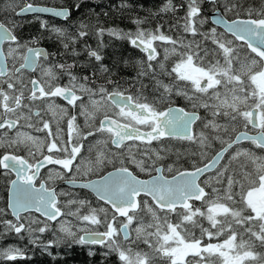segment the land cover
Here are the masks:
<instances>
[{"label": "snow or ice", "instance_id": "snow-or-ice-1", "mask_svg": "<svg viewBox=\"0 0 264 264\" xmlns=\"http://www.w3.org/2000/svg\"><path fill=\"white\" fill-rule=\"evenodd\" d=\"M185 4L183 32L191 33L193 37L188 41L183 36L173 39L165 35L161 26L146 30L141 27L146 22L141 18L132 20L137 26L134 32L100 26L95 33H90L86 22H76L75 13L81 9L79 0H69L60 10L32 4L22 7L17 15L52 13L69 22L67 27H57L41 20L42 31L28 42L0 21V44L8 41L15 46L9 47V55L19 48H26L30 54L23 57L25 64L22 67L36 65L41 57L48 63L41 72L45 81L30 80V95L25 97L27 86L19 77L13 81L8 76L2 62L3 50L0 49V78L8 77L0 79V130H3L0 131V148L13 150L0 153V168L5 170L0 175L15 172V178L9 181L11 195L6 206L0 207V242L10 234H15L19 240L27 238L29 244L40 247L53 261L66 259L65 254L53 251L64 243L69 249L73 245L86 247L89 259L96 252L88 246H100L105 249L101 253L105 259L115 255L119 264H157L158 261L163 264H209L213 256L219 264H264V201L259 198V194L264 193V0L259 9L251 5L245 7L244 0H185ZM120 7L131 8V5L122 0ZM2 10L15 12L11 0ZM160 11H176V8L172 0H168ZM217 13L219 18L215 23L224 24L226 31L217 33L214 27L202 31L208 17ZM229 13L234 18L226 21L225 16ZM103 14L107 15V12ZM73 27L75 30L70 31ZM44 32L48 36H44ZM105 33L126 39L131 46L145 53L146 60L138 63H146L149 70L153 69L151 62L158 56L156 41L170 44L172 52L179 44L183 49L178 54L179 62L171 70H167L162 61H158L157 66L168 76L190 82V85L176 88L174 84L155 80V88L160 93L157 99L169 105L175 95L183 98L192 110L171 106L164 110L149 102L142 93L126 95L119 90V83L110 78L112 73L103 63L91 76H78L71 71L75 64L61 63L55 59L56 53L28 46L29 43L39 44L42 39H54L64 50L60 56L65 53L78 56L80 53L75 45L94 34L98 40L97 49L85 43L84 50L90 58L101 62L103 56L99 49ZM201 41H210L214 47H202ZM238 41L243 43L237 44ZM247 49L250 53L246 52ZM169 51L165 48L164 61L168 59ZM210 53L217 58L205 66L203 60ZM195 61H199L200 66H196ZM98 72L107 74L106 83H96L100 78ZM147 74L142 70L138 76ZM64 75L68 76V83L61 85ZM24 99L45 102V111L51 113L56 122L55 133L39 111L35 116L40 126L31 123V109L23 103ZM58 99L66 101L67 106L61 107L56 102ZM109 102L119 109L116 116L126 122L111 119L107 114L103 119L96 118L99 109ZM25 109H28L27 113ZM197 109L204 110L206 115L201 117ZM57 117L63 119V127ZM81 117L86 126L95 121L94 130L89 127L85 134L78 122ZM21 120L25 121L23 125L19 124ZM220 120L225 123L221 124ZM238 120H242L245 127L250 124L252 128L260 129L259 134L240 133L225 141L222 134L228 132L227 123ZM140 126L148 130L142 131ZM23 127L44 132L45 139L20 131ZM10 131H14V136L9 135ZM103 134L107 137L101 138ZM171 138L200 148L199 152L190 153L188 168L174 172L172 165L158 163L167 158L170 149L164 141ZM215 140L220 141L221 149L208 157L206 149ZM243 140L250 141L255 149L242 146ZM153 142H157L156 147L152 146ZM22 146L27 156L14 154ZM111 146H115L114 149ZM245 160L254 164V173L244 170L248 169ZM236 161L242 170L234 167ZM49 165L59 167L48 168L42 176V168ZM136 170L151 178H139ZM165 171L172 173L171 179L167 178ZM93 176L97 178L92 179ZM77 177L88 179L78 183ZM57 180L81 190H90L95 199L103 203L94 207L89 200L79 198V192L61 190L58 193L48 186L49 181ZM237 186L241 190L238 201ZM250 192L257 193V196H251ZM142 195L145 198L140 199ZM58 196L67 197L64 206L69 211L64 212L58 206ZM194 201H200L201 206H195ZM74 205L77 207L72 210ZM83 207H88L87 214L81 213ZM33 210L46 217V221L22 219V213ZM137 210L150 214L152 222L137 218ZM117 214L122 219L118 220ZM170 214H175L176 223L169 222ZM8 215L15 219H6ZM69 217L75 218L76 223ZM196 217L206 218L209 222V228L199 225V238L187 228V225L198 224ZM53 221L58 226L55 229L51 226ZM88 225L97 227L90 229ZM98 226H103L104 230L100 231ZM130 229L135 232L132 242L139 240L147 251L133 252L122 246L121 234L123 241H130ZM225 230L223 243L211 242L214 236L219 237ZM46 232L53 236L47 242L42 239ZM58 232L63 236H58ZM153 236L155 243L151 240ZM204 236L208 238L207 243L203 242ZM19 258L28 257L18 246L0 248V260Z\"/></svg>", "mask_w": 264, "mask_h": 264}, {"label": "flooded vegetation", "instance_id": "flooded-vegetation-1", "mask_svg": "<svg viewBox=\"0 0 264 264\" xmlns=\"http://www.w3.org/2000/svg\"><path fill=\"white\" fill-rule=\"evenodd\" d=\"M106 3V5H104L105 7H107L108 13L106 16H110V19H114L115 17L119 20H122L125 24L122 26L123 28H118L121 29L125 32L128 31H132L134 32L136 30V25L132 23L133 19L136 18H141L143 19L144 17L142 16V14L145 12V8H146V4H151L154 7H156V17L154 18V21L156 23H158L160 21V16H161V7H163L165 4H167L168 0H126V3L131 5V8H121L120 5L122 3V0H105L103 1ZM6 3H8V0H0V21H3L6 26L14 31L15 35H17L19 38H21L23 41L28 42L30 41L33 37L37 36L40 32L34 31V26H37L36 24H40L41 20H46L49 22L50 25H54L57 27H67L68 26V21H65L63 18H59V17H55V16H51V15H42V14H27V15H17L16 13L20 12V9L22 7L27 6L28 4H33V5H41V6H49V7H57V8H62L63 6L60 5L61 2L60 1H56L55 3H51V1H45V2H41L39 0H11V7L15 8V12L9 10V11H3V7L6 5ZM100 1L98 2L97 0H93L92 1V12L95 14L93 17H91L92 21H96L98 19L97 17V12H98V5H99ZM172 3L174 5V7L176 8V11H170V12H177L178 9L182 8L181 5L185 4V0H172ZM82 4V2H81ZM110 6V8H109ZM151 7V6H149ZM260 6H255L254 9H259ZM83 8H81L79 10V14L83 13ZM155 9V8H154ZM184 11L186 13V9L184 8ZM139 15V16H138ZM35 17H39L40 19H35ZM143 17V18H142ZM234 18V17H233ZM253 18H259L254 16ZM173 19V17H172ZM77 22L82 20V17L79 15L76 17ZM209 22L212 24L210 16L208 17L207 21H206V26L203 29H207L209 27ZM39 27V26H38ZM98 27H100L98 25V20L94 23L91 22V27H90V33H95L98 30ZM141 27L144 28L143 25H141ZM110 28V27H108ZM219 28V27H218ZM221 29V28H219ZM74 27L72 29H70V31H74ZM148 30V29H147ZM44 36H48L47 32L43 33ZM87 44L89 46H91L92 49H97L98 47V40L97 37L92 34L89 36H86L83 38V40H81L79 43H77L75 45L76 50L80 53L78 56H72L69 53H65L64 56H60L59 53L61 51H64L61 46L59 45V43L55 42V40H49V39H42L39 44H33V43H29L28 46L29 47H40L43 48L44 50H46L49 53H56L55 59L61 63H66V64H75V66L71 69V71L75 74H77L78 76H91V73L94 70H97L99 67L100 63H103V65L107 68L110 69L112 75H111V79L114 82H118L121 91H124L126 95H132V96H138L140 93L143 94V96H146L148 98L149 102H153L155 103L157 108H163L162 104L160 103V101L157 99V97H159L160 93L157 90H152L151 87L148 88H144L142 86L143 81H138L136 80L135 82H132L129 79V61H130V57L129 56L131 53L133 55H136V57H141L140 59H138V61H142L146 54L143 53L142 51H140L139 49L133 47L130 45L129 41L126 39H119L117 37H113V36H109L107 33H105V35L102 38V47L99 49L100 54L103 56V60L101 62H97L95 61L94 58H90L88 56L87 51L84 50V44ZM13 47L15 48L14 45H11V42L5 41L2 44H0V49L3 50V65L6 69V72L8 73V76H10L13 81L16 80L17 77H19L23 84L26 85L27 87L24 89V96L28 97L30 95V92L28 91V89L31 88V84H30V80L32 79H39L42 83L45 81V77H43L41 75L42 69L48 66V63L43 59V57H41L40 59L37 60L36 65L34 66H24L22 67V65L25 64V61L23 59L24 56H29L30 54L27 52L26 48H19L16 49L15 51L12 52L11 55H9L8 53V49L9 47ZM157 49V48H156ZM158 53V51H157ZM118 55L121 54L122 55V63H113L112 59H105L104 57L110 56L111 55ZM50 59H52V57H50ZM158 61H160L158 59ZM158 61H155V63L153 64V68H155V70L157 71V76L159 75V67L157 66ZM152 63V62H151ZM137 66H139L140 70L143 69H147V64L145 63L144 65H141L139 63H137ZM17 69H19V71H17ZM149 70V69H147ZM100 78L96 81L97 84H102V83H106L105 81V76L107 74H103L101 75L99 72L97 73ZM8 77H3L0 79H7ZM68 76L64 75L61 77L60 80V84L61 85H66L68 83ZM111 87V86H109ZM11 91V90H9ZM79 94V91H78ZM174 99H180V102H184L185 100L181 99V97H177L175 95H173ZM61 107H66L67 106V102L63 101L62 99H58L56 101ZM178 102V101H177ZM24 104H27L29 106V108L31 109V113H32V117H31V123L36 124V126H40L37 122V118L35 116V113L37 111L41 112L42 118L45 120H48L51 124V128H52V132L55 133L56 131V122L55 119L52 118L51 113L46 112V104L43 100H37V101H29L28 99H24L23 101ZM103 103V102H102ZM168 106H181L184 107L182 105L179 104H171ZM164 110L167 109L163 108ZM185 109L187 111H191L190 108H186ZM0 111H2V109H0ZM25 113H27L28 109L24 110ZM119 109H116L110 102L107 104H104V106L102 108L99 109V111L96 113V118L97 119H103L104 115L107 114L111 119H120L121 123H124L126 121H124L123 119H121L120 117L116 116V112H118ZM197 113L201 116L204 117L206 115V113L198 112ZM14 118V117H11ZM56 119H60L59 117H57ZM81 126H82V130L85 132H87L88 128L91 127L93 130L95 128V121L92 122L91 125L86 126L84 125V121H83V117H81L78 121ZM25 123L24 120H21L19 122L20 125H23ZM199 121L197 122V125H199ZM60 124L63 127V119H60ZM19 127V125H18ZM142 131H146L148 129L144 128L143 126H140ZM239 131L236 133H233L232 135H230L228 138H224L225 141L229 140L231 137H234L235 135H237L239 132L241 131H248L251 134H257L259 133L260 129L258 128H252V126L249 124L247 127L244 126V124H240L239 126ZM243 127V128H242ZM242 128V129H241ZM194 129H197V126L194 125ZM3 131V130H0ZM20 131H24V132H28L34 136L39 137L40 139H45V133L44 132H35L33 129H29L27 127H23L20 128ZM14 131H10L9 135H13L14 136ZM107 134H103L101 136V138H106ZM50 139V138H49ZM89 140H91L92 138L89 137ZM176 138H171V139H166L164 141V144L169 148V149H178V146H174L171 144H166L168 141L171 140H175ZM180 141V140H178ZM186 142V141H185ZM84 143H87L86 141ZM126 143H131V142H126ZM139 143V142H137ZM242 146L244 147H250L255 149V145H252L250 141H245L241 143ZM153 147L157 146V142H153ZM113 149L115 146H111ZM182 149H185L186 151H188V153L184 154L183 152H181L179 154V156L177 155L178 153H171L169 157H167L165 160L158 162L161 166L163 165H172L173 166V171L175 172L177 169H186L188 168V164L191 163L190 160V153H192L193 151L199 152L200 148L197 145L194 144H189V145H184ZM221 149V144L220 142H217L216 144L211 145V147L206 149L207 152V156L208 157H212L214 155V153L218 150ZM35 151V149H33ZM9 152H13L12 149H5V148H0V153H9ZM172 152V151H171ZM258 153V150H257ZM14 154H19V155H25L27 156V152L26 150L23 148V146L17 150ZM259 154V153H258ZM139 155V154H138ZM185 160H188V163H185ZM175 162V163H174ZM51 167H59V166H51L49 165L47 168H42L41 170V175H45L48 171V168ZM234 167H237L238 170V163L235 162L234 163ZM111 170V169H109ZM5 170L0 168V173H3ZM136 174H138V176L140 178H149L150 176H148L145 173L139 172L138 170H136ZM153 174H157V173H153ZM165 175L167 177H172V173H169L167 171H165ZM2 178V182H3V188L2 190H0V198L2 200V206L5 207L6 206V202L9 199V190H10V183L9 181L11 179L15 178V173L14 172H9L8 176H3L0 175V179ZM92 179H96L97 177L93 176L91 177ZM88 179V177H77V181L78 183L80 182H84ZM42 182V181H40ZM1 183V181H0ZM39 186V182L37 183V187ZM48 186L55 188L57 190V192L59 193L61 190H65V191H71L73 193L79 192L80 193V197L79 198H84L89 200L92 203V206H98V204H101L103 202H98L95 197L94 194L91 193L90 190H81L79 189L77 186L75 185H68L66 183H64L63 181H49L48 182ZM240 187L237 186L235 188V193L236 195V199L237 201L239 200V193H240ZM253 192H250L249 194L251 195ZM145 197H143V195L141 196L140 199H143ZM67 199V197H63V196H58V200H59V205L62 209V211L66 212V207L64 206V202ZM150 201V198H148ZM63 200V201H62ZM264 201V200H263ZM151 202V201H150ZM195 204V206L200 207L201 206V202L200 201H194L193 202ZM73 208H76L77 206H72ZM110 207V206H109ZM88 209V207H83L81 208L82 211ZM202 210H204L202 208ZM10 209H8V212L10 213ZM114 211V210H112ZM177 211L179 212L180 209L179 207L177 208ZM142 211L137 210V215H139ZM36 214V215H35ZM109 215H111V212L109 213ZM11 216V215H8ZM27 216H35L38 218H44L41 216L40 213H36L35 211L29 212V213H24L23 215H21L22 219H25V217ZM170 216H175V214H170ZM12 217V216H11ZM118 217V214H117ZM139 217V216H137ZM14 218V217H13ZM175 218H177L175 216ZM15 219V218H14ZM46 219V218H45ZM122 219L118 217V220ZM218 219H221L220 217ZM201 221H203V227H209V223H207L206 221H204V218L201 217ZM54 222H51V224ZM91 228H94V226L92 227V225H90ZM193 226V225H192ZM197 226V225H196ZM193 226V231L195 233L197 232V227ZM97 227V226H95ZM100 231H103L104 228L103 226H98ZM134 228V226H133ZM213 231H215V229H213ZM226 231L225 233L220 235L219 237H213L212 239V243L214 242H221L226 238ZM134 230L130 229V241L125 242L122 239V234H121V242H125L126 244H131L132 240H134L135 237L133 234ZM242 235V233H241ZM204 241L207 243L208 242V238L207 236H204ZM239 239V236H238ZM245 239H247L245 237ZM132 246V245H131ZM92 247H96V246H92ZM157 264H163L162 261H158Z\"/></svg>", "mask_w": 264, "mask_h": 264}, {"label": "trees", "instance_id": "trees-1", "mask_svg": "<svg viewBox=\"0 0 264 264\" xmlns=\"http://www.w3.org/2000/svg\"><path fill=\"white\" fill-rule=\"evenodd\" d=\"M41 2H45L47 0H39ZM51 1V3H55L56 1H60L62 6H65L69 0H48ZM92 1L93 0H79V2L81 4V8H83V13L79 14V11L75 13V16H81L82 20L84 22H86L88 24V31H90V27H91V22H96L98 20V25L99 26H103L104 28H123L122 26L125 24L122 20L117 19L116 17L114 19H110V16H106L103 13L106 11L108 13L107 7H105L104 5H106L105 0H97L98 2L100 1L99 5H98V12L100 13L98 17V19L96 21H92L91 17H93L95 14L92 12ZM149 1V0H147ZM262 0H244V4L245 7H247L248 5H251L253 8L255 6H261ZM145 12L142 14V17L146 22L143 24L144 29H150V30H155L158 26L160 27V30L167 36L170 37H175L177 35H179V37L182 36V34H184L183 32V24H184V20L182 19L185 16V11L184 8L186 9V7H182L180 9H178L177 12H162L161 11V16H160V21L158 23H156L154 21V18L156 17V7L153 8V6L151 4H146L145 5ZM151 6V7H149ZM110 8V6H109ZM162 8V7H161ZM111 9V8H110ZM139 16V15H138ZM173 17V19H172ZM227 17L229 19H232V15L229 13L227 15ZM77 22V20H76ZM181 23V25H180ZM210 24V22H209ZM37 26H34V31L37 32H41V27L40 24H36ZM39 26V27H38ZM212 26V24H210V27ZM230 36V35H229ZM184 38H186V36H183ZM239 44H242L239 43ZM206 46L205 44L202 45ZM246 52L250 53V50L247 49ZM254 56V54H252ZM130 57V61H129V79L132 82H135L136 80L138 81H143L142 86L144 87V85H147V87L144 88H148L152 85L151 83V78H153L154 76V80L156 78V80L161 79V81H163L166 84H170L172 82V76H168L166 74L165 71H159V75L160 76H156L157 73L153 74L150 73L148 75H144V76H138V73L142 70L139 69V66H137L138 63V59H140L141 57H136V55H133L132 53L127 56ZM105 59H112V62L117 64V63H122V55L121 54H114L110 56H105ZM143 60H146V56L144 58H142ZM152 63H155L154 61H152ZM169 68H171V61L169 60L166 64V69L170 70ZM144 71H146L145 69H143ZM172 103L171 104H179L182 105L186 108H190V106L187 105V102H180V99H174L173 96L171 98ZM178 101V102H177ZM163 108L168 107V105H166L165 103H161ZM169 104V105H171ZM191 109V108H190ZM192 110V109H191ZM198 112L203 113L202 110L197 109ZM243 128V127H242ZM241 128V129H242ZM239 131V130H238ZM166 144H171L174 146H178V149H170V154L171 153H178L180 154L181 152H183L184 154L188 153V151H186L185 149H182L184 145H189L188 142L185 141H178V139L175 140H171L168 141ZM172 151V152H171ZM196 152V151H193ZM1 183H0V190H2L3 188V182H2V178L0 179ZM1 192V191H0ZM2 205V201L0 200V206ZM6 219H13V217L11 216H6ZM45 242L50 241L53 239V237H44L42 238ZM20 248H22L23 252L26 254V256L28 258H19L16 259L14 261H7V260H0V264H119V261L117 260V257L115 255H111L109 257H107V259H105L101 253L105 250L103 248H101L100 246H96V247H92V246H88L91 247L95 252L96 255L91 257V259H89L88 255H87V248L86 247H79L76 245H73L71 249H69L67 247L66 244L61 243V246L59 248H54L53 251L56 252H60L66 255V259L63 260H56L53 261L51 257H49L46 253L41 251L40 247H36L33 246L32 244H29L26 240L25 241H17L16 243Z\"/></svg>", "mask_w": 264, "mask_h": 264}, {"label": "rangeland", "instance_id": "rangeland-1", "mask_svg": "<svg viewBox=\"0 0 264 264\" xmlns=\"http://www.w3.org/2000/svg\"><path fill=\"white\" fill-rule=\"evenodd\" d=\"M211 24V23H210ZM210 24H209V27L207 28V29H203L205 26H206V23L203 25V27H202V31H204V30H210V28H212V27H214V28H216L217 29V33H224V31L222 30V29H219L218 27H216L214 24H212V26L210 27ZM180 25H181V23H180ZM182 36H186V38H184L186 41H188V40H192L193 39V37H192V35H191V33H184V34H182ZM177 37H179V35H177V36H175V37H172L173 39H176ZM196 39H200V37H196ZM239 43H241V42H237V44H239ZM201 44L202 45H206V46H203V47H205V48H209V49H211L212 47H214L212 44H211V42L209 41V42H204V41H201ZM155 46H156V48H157V51H158V56H157V60H154V62L155 61H158V59L160 60V61H162V62H164V64H165V68H166V64H167V62L170 60L171 61V68H173L174 66H175V64L176 63H178L179 62V57H178V54L181 52V51H183V49L180 47V45L179 44H177V46H176V51L175 52H172L171 51V45L170 44H167V43H165V42H162V41H156L155 42ZM165 48H168L170 51H169V53H168V59L166 60V61H164V55H165ZM242 55H243V53H242ZM255 55V54H254ZM201 56H203V52H201ZM217 57L215 56V55H213V54H209V56L208 57H205L204 58V60H203V65H205V66H207L208 65V63L210 62V61H214L215 59H216ZM195 64H196V66H200V62L199 61H195L194 62ZM152 64H154V63H152ZM171 68H169L170 70H171ZM147 72H148V74H150V73H153V74H155V73H157V71L155 70V68H153V69H151V70H146ZM147 74V75H148ZM157 76V75H156ZM173 77V76H172ZM173 80H172V82L170 83V84H174L175 85V87L176 88H188L189 87V85H190V82H184V81H178V80H175L174 79V77L172 78ZM242 79H243V77H242ZM155 80H156V78H155ZM155 80H154V78H151V83H152V85L150 86L151 87V89L153 90H156V88H155ZM159 80H161V79H159ZM166 84V83H165ZM262 84H264V81H262ZM249 96H250V90H249ZM181 99H183V98H181ZM210 103H211V101H209ZM160 103H162V102H160ZM248 103L250 104L251 103V97H250V99H249V101H248ZM241 107H244V105H241ZM200 110H202V109H200ZM203 111V110H202ZM205 113V112H204ZM209 115V118H211L210 117V114H208ZM221 124H224L225 123V120H220L219 121ZM232 124V125H231ZM240 124H243V121L242 120H238V121H236V122H229V123H227V128H228V132L226 133V134H222L223 135V139L224 138H228L230 135H232L233 133H236V132H238V129H239V125ZM205 131H208V130H205ZM217 142H220L219 140H215V141H213L212 143H211V145H213V144H216ZM170 156V151H169V153H168V156L167 157H169ZM241 159H243V158H241ZM236 162H238V165H239V161H236ZM235 163V162H234ZM245 163L246 164H248V169H244V170H251V172H255V166H254V164H251V163H249L247 160H245ZM250 164V165H249ZM239 170H242V169H240L239 167H238V171ZM247 186V185H246ZM252 194H256L255 192H253ZM251 194V195H252ZM0 200H1V198H0ZM2 201V200H1ZM0 207H3L2 205L0 206ZM72 210H75V208H73L72 207ZM66 212L67 211H69V208H67L66 207V210H65ZM88 211H89V209H86V210H84V211H82L81 210V213L82 214H87L88 213ZM137 216H139V217H137V218H143L144 220H145V222L146 223H151L152 221H151V217H150V214H147L146 212H141L139 215H137ZM32 218H38V217H35V216H27V217H25V219H32ZM219 217H217V219H218ZM41 221H46V219L45 218H39ZM68 219H70V220H72L73 221V223H76V221H75V218H72V217H69ZM168 219H169V222H171V223H176L177 222V218H175V216H170L169 215V217H168ZM197 221H198V224H197V232L198 233H195L194 231H193V226L192 225H187V228H188V230L191 232V233H193V234H195V236L196 237H200V227H199V225H203V221H201V217H196L195 218ZM204 221H206L207 223H209L208 221H207V219L206 218H204ZM51 226H52V228H57L58 226H57V224H56V222H54V223H52L51 224ZM88 227H91L90 225H88ZM134 227H135V225H134ZM206 228H209V227H206ZM212 231H213V229H211ZM133 234H134V236L133 237H135V232H133ZM21 235H23V233L21 234ZM57 235L58 236H63V234L62 233H57ZM44 237H53L52 236V233L51 232H46V233H44V234H42V238H44ZM15 239V240H14ZM189 239H190V237H189ZM27 241L28 242V239L27 238H25V239H23V240H19V239H17V237H16V235L15 234H10V235H6L4 238H3V240H2V242H0V248H3L4 246H9V247H14L15 245L16 246H18L16 243H17V241ZM151 240H152V243H155V237L153 236L152 238H151ZM203 242L204 243H206L205 241H204V238H203ZM29 243V242H28ZM214 243H223V241H221V242H214ZM14 246H13V245ZM121 244H122V246H125V247H128V248H131V250L133 251V252H136V251H147L148 249H146V247H145V245L143 244V243H141L139 240H137L135 243H133V242H131V244H126L125 242H121ZM132 245V246H131ZM19 247V246H18ZM20 248V247H19ZM21 250H22V248H20ZM23 251V250H22ZM209 264H219V262L216 260V257L215 256H213L212 258H211V261L209 262ZM245 264H248V262H245Z\"/></svg>", "mask_w": 264, "mask_h": 264}, {"label": "water", "instance_id": "water-1", "mask_svg": "<svg viewBox=\"0 0 264 264\" xmlns=\"http://www.w3.org/2000/svg\"><path fill=\"white\" fill-rule=\"evenodd\" d=\"M33 5V4H32ZM33 6H35V7H47V8H50V9H56V10H60L61 8H57V7H49V6H41V5H33ZM29 14H36V13H29ZM37 14H42V15H51V16H54V14H52V13H37ZM23 15H27V14H23ZM217 18H219V14L217 13V14H214V15H212V16H210V19H211V22H212V24H214L216 27H219V28H221L224 32L226 31L225 30V27H224V24H216L215 23V21H216V19ZM225 20L226 21H228V20H230L227 16H225ZM230 35V34H229ZM243 43V42H242ZM250 50V49H249ZM171 107H181V106H171ZM165 110H167V109H165ZM186 110V109H185ZM187 111V110H186ZM199 115V114H198ZM240 133H247V135H249V136H254V135H258L259 133H257V134H251L250 132H248V131H241V132H239L238 134H240ZM237 134V135H238ZM245 141H248V140H243V141H241V143L242 142H245ZM210 162V161H209ZM15 173V172H14ZM156 175H159V173H157ZM140 178V177H139ZM149 178H151V177H149ZM149 178H141V179H149ZM167 178H169V179H171L172 177H167ZM10 188H11V185H10ZM10 195H11V192H10V190H9V197H10ZM251 196H253V197H256L257 196V193L256 194H252ZM259 198L263 201L264 200V193H260L259 194ZM34 211V210H33ZM22 214H24V213H22ZM21 214V215H22ZM43 217V216H42ZM44 218H46V217H44ZM53 222H55V221H53Z\"/></svg>", "mask_w": 264, "mask_h": 264}, {"label": "bare ground", "instance_id": "bare-ground-1", "mask_svg": "<svg viewBox=\"0 0 264 264\" xmlns=\"http://www.w3.org/2000/svg\"><path fill=\"white\" fill-rule=\"evenodd\" d=\"M232 125V124H231ZM238 163V162H237ZM250 165V164H249ZM63 201V200H62ZM23 215V214H22ZM36 215V214H35ZM8 219V218H7ZM93 227V226H92ZM95 227V226H94ZM15 240V239H14ZM13 245V244H12ZM14 246V245H13ZM16 246V245H15Z\"/></svg>", "mask_w": 264, "mask_h": 264}]
</instances>
